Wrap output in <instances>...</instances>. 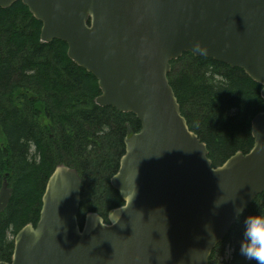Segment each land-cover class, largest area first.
Instances as JSON below:
<instances>
[{
    "label": "water",
    "instance_id": "water-1",
    "mask_svg": "<svg viewBox=\"0 0 264 264\" xmlns=\"http://www.w3.org/2000/svg\"><path fill=\"white\" fill-rule=\"evenodd\" d=\"M22 1L42 24L41 41L66 43L68 57L97 80V105L136 116L111 185L124 205L80 221L82 180L58 166L40 218L14 239L10 263L209 264L213 250L264 193V111L252 120L254 146L213 167L169 82L185 53L242 69L262 86L264 0ZM12 196L7 175L0 213ZM243 209L238 216L237 210Z\"/></svg>",
    "mask_w": 264,
    "mask_h": 264
},
{
    "label": "trees",
    "instance_id": "trees-1",
    "mask_svg": "<svg viewBox=\"0 0 264 264\" xmlns=\"http://www.w3.org/2000/svg\"><path fill=\"white\" fill-rule=\"evenodd\" d=\"M42 24L22 1L0 9V189L11 199L0 213V261L10 263L14 238L36 226L47 181L64 165L82 180L80 221L108 215L124 202L112 185L135 115L97 105L98 80L68 57L66 43L41 41ZM169 82L191 131L207 145L213 167L254 146L252 120L264 111L262 86L242 69L185 53L171 62ZM264 212L257 196L213 250L209 264H256L240 254L245 218Z\"/></svg>",
    "mask_w": 264,
    "mask_h": 264
},
{
    "label": "clouds",
    "instance_id": "clouds-1",
    "mask_svg": "<svg viewBox=\"0 0 264 264\" xmlns=\"http://www.w3.org/2000/svg\"><path fill=\"white\" fill-rule=\"evenodd\" d=\"M242 212L243 209H238L237 215ZM239 251L246 260L264 264V212L259 211L245 218L244 240Z\"/></svg>",
    "mask_w": 264,
    "mask_h": 264
}]
</instances>
